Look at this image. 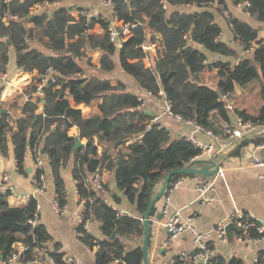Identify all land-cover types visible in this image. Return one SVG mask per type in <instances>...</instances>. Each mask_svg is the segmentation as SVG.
I'll use <instances>...</instances> for the list:
<instances>
[{"label": "trees", "instance_id": "16d2710c", "mask_svg": "<svg viewBox=\"0 0 264 264\" xmlns=\"http://www.w3.org/2000/svg\"><path fill=\"white\" fill-rule=\"evenodd\" d=\"M55 1L11 0L4 3L1 0L0 73L7 72L9 48L12 46L18 69L37 70L42 76L53 68L58 74L56 82L43 89V114H37V104L29 101L22 110L26 117L18 119V127L14 128L9 114L1 113L0 153L7 156L12 142L18 171L23 174H27L24 162L28 150L32 151L35 159L46 155L62 206L67 204V182L62 170L75 155L73 177L79 199L84 200V223L97 219L104 235L103 239H97L84 230V223L79 227L87 246L91 249L99 247L96 264H143L142 246L127 251L122 239L130 235L144 236L142 218L158 191L161 177L172 170L196 167L198 163L194 160L201 150L185 138L169 137L164 128L153 124L152 116L143 110L142 99L128 91L122 82L113 85L109 79L98 77L76 80V76L85 72L84 65L93 68L92 59L87 56L88 50L102 52V71L113 72L119 64L124 73L152 95L159 96L163 92L174 115L193 120L205 130L222 137L225 135L224 126L232 122V112L223 97L230 99L236 87L245 88L258 81L264 96V75L261 78L255 59H244L235 67L222 60L210 65L207 63V52L236 56L232 48L219 40L221 27L215 14L209 10L216 1L223 5V8L218 7L219 10H228L227 0H115L114 16L137 25L122 48L109 39L110 20L100 18L86 26L84 19L76 21L71 15V10L81 7L76 4L46 5ZM230 1L234 6L246 5L255 20L264 22V0ZM165 4L169 6L168 12ZM38 5L44 6L43 9L34 11ZM190 5L197 8L181 9ZM6 15L9 19L4 22ZM228 20L234 35L248 48L257 38L258 28L233 15ZM27 23H32L33 28L28 29ZM96 23L102 25L105 34H91L90 30ZM146 29L159 34L165 48L164 59L152 62L150 67L144 63ZM35 37L47 39L44 46L51 54L31 47V40ZM154 40L152 35L150 42ZM206 67L218 70L216 88L202 81L201 75ZM72 83L77 84L73 86ZM68 89L71 90L70 96L67 95ZM70 97L75 105L94 106L95 111L89 116L83 115L82 110L72 105ZM235 112L244 121L252 122L264 131V105L255 112L245 108H237ZM72 125L79 128L82 138L88 139L83 152L73 149L74 139L68 134ZM29 128L31 132L28 135ZM96 142L107 145L101 154ZM250 143L264 144V134L244 143L233 154ZM122 158L123 164L119 165ZM103 167L114 174L118 189L136 205L139 217L119 214L86 183L89 175ZM42 174L43 167L36 171L34 177L39 178ZM185 176L195 175H175L169 187ZM9 196L10 191H0V257L7 259L12 250L23 245L27 249L20 257L21 262L38 261L39 250L43 249L58 264H68L59 243L52 249L48 247L50 236L44 225L24 227L34 218L37 200L31 198L27 206L15 208L10 205ZM114 197L120 200L118 195ZM155 211L154 208L151 215ZM6 218L9 219L7 225L3 223ZM251 235L254 236L255 232L252 231ZM207 264L244 262L236 257L227 261L215 254ZM257 264H264V251L260 253Z\"/></svg>", "mask_w": 264, "mask_h": 264}, {"label": "crops", "instance_id": "0c3cea01", "mask_svg": "<svg viewBox=\"0 0 264 264\" xmlns=\"http://www.w3.org/2000/svg\"><path fill=\"white\" fill-rule=\"evenodd\" d=\"M70 4H76L79 8H90L102 20H110L112 17L111 10L104 7L99 0H62L60 5ZM227 4L228 16L213 5L209 7V10L215 14L216 22L221 27V32L218 36L219 40L229 46V48H232L236 56L207 52V63L210 65L222 60L230 62L235 67L244 59H255L259 64L258 67L262 78L264 75V22L255 20L247 11L246 5L234 6L230 0H227ZM43 7L38 5L34 11H40ZM196 8V5H190L184 6L181 9L188 10ZM166 10V12L169 11L168 5L166 6ZM71 15L76 21L79 20L78 9L74 8L71 10ZM230 15L258 28V36L250 43L248 48L245 47L243 41L234 35L232 25L228 20ZM26 27L31 29L33 28V24L27 23ZM146 31L147 41L144 44L150 48L147 50L143 48L146 54L144 63L147 67H150L152 62H160L164 59L165 48L161 43L159 34L152 33L149 29H146ZM90 32L91 34L99 36L105 34V30L100 23H96ZM152 35L155 36V40L150 42ZM46 41V38L41 40L35 37L32 38L30 44L33 48H38L45 53L51 54L44 46ZM87 56L92 59L93 68L85 67V72L82 75L76 76V80L85 81L88 77H98L100 79H109L113 85L122 82L128 91L138 94L142 99L143 110L152 116V123L164 128L169 137L185 138L190 142V139L193 138L197 142H201L207 146L213 145L215 148H220V145L223 143L230 144L226 150L235 144L231 143L230 138L226 134L222 137L214 133L209 134L206 131H197L195 126L189 125L174 115L169 114L166 111L167 99L164 93L162 92L163 94L159 96L152 95L143 89L131 76L124 73L119 64L116 65L113 72L102 71L100 69L102 57L100 50H88ZM116 70L121 71V78H112L111 74ZM7 73L12 77V82L9 85L0 82V115L2 112H7L10 116L11 125L17 128L18 119L26 117L22 110L27 102L31 101L37 104V114L44 113V93H41L42 96L37 95L39 91L36 85L40 78L37 70L23 71L17 68L16 52L12 46L9 48ZM217 74L218 70L216 68L211 69L206 67L201 75L203 83L216 88L218 83ZM75 84L77 83H72L73 86ZM70 93L71 90L68 89L67 95L70 96ZM69 99H71L72 105L82 110L85 116H89L95 111L94 106H85L84 104L75 105L73 99L71 97ZM252 99L258 102L257 109L264 105V96L261 94V83L259 81L245 88L236 87L233 96L226 100L227 106L232 112V122L229 125H225V128L227 126L233 128L238 127L241 117L236 114L235 109L244 106L243 108L249 111L248 104L254 101ZM30 132L31 128L27 130V134L29 135ZM258 132H262V129H259ZM68 134L74 139V143L76 142V138H79L82 144L74 151L81 149L83 152L88 139L80 136L79 128L76 125H72L69 128ZM261 145L250 143L247 146L241 147L242 149L239 153L231 155L224 161L221 166L222 172L215 176L204 177L195 175L180 178L182 184L176 191L171 193L170 203L168 205L166 204L165 195L155 204L154 208L156 211L153 215H150V264H184L179 260L180 254L183 251H192L197 247L194 241V231L198 233L209 232L208 242L213 245L216 254L222 256L225 260L230 261L233 257H236L243 260L244 264H257L256 260L260 253L264 251V240H249L243 232L233 229L228 234L227 241L223 242L218 237L215 229L220 222L227 220L228 216L235 211L250 212L255 215L257 220L264 222V166H255L258 158L263 160L260 155ZM96 146L99 154L107 147L106 144L97 142ZM201 155L197 156L194 160L198 163L196 167H202L207 160H210L208 154ZM0 157L3 158L5 169L0 179L3 175H8L10 186L17 194L31 196L29 200H18L13 196H9L8 200L10 205L15 208H23L30 203L31 198L36 199L40 206L39 218L36 224H42L47 228L50 236L48 247L52 249L55 244L59 243L61 245L60 251L65 258H75L81 264H96L97 250L89 248L86 241L82 238L83 235L79 233L81 207L78 202L79 196L76 190V180L73 177V169L76 162L75 155H72L62 170V174L67 182V204L65 211L59 215L54 212L52 206V201L57 195V190L46 155L39 156L43 160L42 167L46 181V189L44 192H37L33 183V178L39 167L37 164L38 158H34L31 150H28L25 156L24 167L27 170V174L18 171L12 142L9 144L8 155L3 156L0 153ZM100 170L104 183L107 185L109 205L121 215L139 217L140 214L136 209V205L130 203L124 193L118 189L114 174L104 167ZM211 183L213 184V189L206 193V197L211 200L207 202L196 188L199 185ZM115 194L118 195L120 200L115 199ZM177 212L180 214L181 221L190 225L192 229L186 230L178 238L173 240L170 245L166 246L165 243L169 238V232L165 225L169 221V218ZM160 214H162L161 218L159 217ZM3 223L7 225L9 219H4ZM88 232L97 239L104 238L100 228V221L95 218H92L88 222ZM143 239L144 237L130 235L124 237L122 240L125 243V249L129 251L138 246H142L143 248ZM15 264L40 263L19 261Z\"/></svg>", "mask_w": 264, "mask_h": 264}, {"label": "built area", "instance_id": "2783aa9c", "mask_svg": "<svg viewBox=\"0 0 264 264\" xmlns=\"http://www.w3.org/2000/svg\"><path fill=\"white\" fill-rule=\"evenodd\" d=\"M5 2H10L11 0H3ZM101 4L104 7H107L112 12V17L109 22L108 26V35L110 41L115 44L118 48H122L124 42L133 34V30L136 28V24L133 23H125L124 21L119 20L115 14V0H99ZM62 3V0H56L53 3H46L47 6H59ZM1 5V0H0ZM41 6V5H39ZM213 6L215 7H222L223 5L216 1L213 3ZM166 7V4L164 5ZM224 14L228 16V11L223 10ZM78 17L79 19H84L86 26H89L92 24L93 20H99L101 17L95 13L90 8H80L78 10ZM9 17L7 15L4 17L3 21L7 22ZM143 48L145 50L149 49L150 47L146 44L143 45ZM58 72L55 71L53 68H49L47 72L40 76L39 81L36 85V88L39 92L43 93V89L50 85V83L56 82V76ZM0 82L3 84L9 85L12 82V77L9 73H0ZM161 94H163L161 92ZM225 100H227V96L223 97ZM166 111L174 115L171 112L170 104L167 101ZM178 119L182 120L183 122L195 126L197 131H206L209 134H212V132L205 130L203 127L197 125L193 120H186L182 118L181 116L174 115ZM261 129L256 124H253L249 121H244L242 118L239 120V124L237 128H233L230 126H227L225 128V134L230 138L231 143H236L241 138L251 135L253 133H256ZM191 142L196 145L198 148L201 149V156L204 154H208L210 159H217V157L226 151L227 147L230 144L223 143L220 145V148H215L213 145H204L201 142H197L193 138L190 139ZM261 148L264 147V144L260 146ZM37 164L39 168H42L43 166V160L38 157ZM255 166H264V161L261 159H257L255 162ZM101 170H98L97 172L89 175L85 181L86 183L90 184L92 186V189L98 194V196L107 204L108 203V190L106 188V185L103 180V175L100 172ZM222 172V169L220 168L219 173ZM33 183L35 185L37 192H44L46 189V181H45V175L42 174L39 178H33ZM182 184V180L175 181L167 190V194L165 196L166 204L168 205L171 200V193L176 191L180 185ZM197 191L200 192V195L204 198L205 201H210V198L206 197V193L209 190L213 189V184H203L199 185L197 188ZM0 191L6 192L10 191V196H13L17 198L18 200H29L31 196L29 195H20L15 192V190L10 186V180L8 175H3L0 179ZM79 206L81 207V214L80 219L81 223H84V200L78 199ZM52 206L54 209V212L56 214H62L66 206H62L59 202V198L56 195V197L52 201ZM167 208V206H166ZM166 211V209H165ZM39 212H40V206L37 203L36 212L34 213V218H32L29 222L31 225H35L39 218ZM88 222L89 220L85 221L84 223V230L88 231ZM233 223L238 227H241L243 229L244 235L249 240H264V222H261L257 220L254 214L250 212H241V211H235L232 214H230L227 218V220L222 221L219 223L217 228L215 229L216 233L218 234V237L221 241L225 242L227 241V233H226V227L228 224ZM166 229L169 232V238L167 242L165 243L166 246L170 245L173 240L178 238L181 234H183L186 230L192 229V227L186 223H183L180 219L179 212L175 213L172 217L169 218V221L165 225ZM194 231V230H193ZM255 232V235L252 236L251 232ZM81 235H83L82 232H79ZM210 234L207 233H198L197 231H194V241L197 245V247L192 251H183L180 256L179 260L184 264H207L210 258L216 254V251L211 243L208 242ZM26 247L21 245L20 247L15 248V251L12 250L9 254L7 259H2L0 261V264H15L20 261L21 255L26 251ZM98 250L99 247L95 246L93 250ZM40 253V259L36 262H39L40 264H58L54 258H52L51 255H49L48 252L41 249L39 250ZM66 262L68 264H81L77 259L69 257L66 258ZM257 263V260H256Z\"/></svg>", "mask_w": 264, "mask_h": 264}, {"label": "water", "instance_id": "95a60500", "mask_svg": "<svg viewBox=\"0 0 264 264\" xmlns=\"http://www.w3.org/2000/svg\"><path fill=\"white\" fill-rule=\"evenodd\" d=\"M8 43L10 44L11 42L8 40ZM37 95L42 96L41 92H39ZM263 134H264V131L256 132V133H253L251 135H248V136L241 138L231 148H229L225 152L221 153L217 157V159L207 160L205 165L202 167L189 166V167L181 168L178 170H172V171L164 174L161 177V184H160L159 190L157 191L154 198L150 202V205H149V207H148V209L145 212L144 217H143V222H144V236H143L144 237V239H143V260L144 261H143V264H150V260H149V248H150V242H151V240H150L151 239L150 215H151L152 210L155 207V204L162 197L165 196V194L169 188L172 177H174L175 175H182V174H193V175L204 176V177L215 176L219 173V170H220L222 164L224 163V161L226 159H228L231 155H233V153L235 152L236 149H238L244 143L251 141V140H254ZM81 145L82 144H81L79 138H76V142H75L73 149L76 150ZM43 152H44V150H43ZM260 155H261V158L264 160V147L261 149ZM122 164H123V158L119 161V165H122ZM4 170H5L4 169V161H3V158L0 157V176L4 173ZM29 171H31V169H29ZM161 216H162V214H160L159 217L161 218ZM31 226L32 225L30 222H28L27 224L24 225V227H31ZM233 229H235L239 232H243V229L241 227H238L235 224L230 223L226 227L227 236L231 232V230H233ZM1 259H3V256H1Z\"/></svg>", "mask_w": 264, "mask_h": 264}, {"label": "rangeland", "instance_id": "374dc122", "mask_svg": "<svg viewBox=\"0 0 264 264\" xmlns=\"http://www.w3.org/2000/svg\"><path fill=\"white\" fill-rule=\"evenodd\" d=\"M84 67H87L86 65H84ZM95 69V68H94ZM94 69H91V70H94ZM95 71V70H94ZM122 73H121V71L120 70H116L114 73H112L111 74V76H112V78H115V79H117L118 77H120L121 78V75ZM119 78V79H120ZM252 100H254V99H252ZM245 105V104H244ZM249 108H250V112H255V109H257V107H258V102L257 101H251V102H249ZM244 106H241V107H239V108H243Z\"/></svg>", "mask_w": 264, "mask_h": 264}]
</instances>
